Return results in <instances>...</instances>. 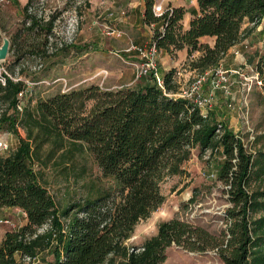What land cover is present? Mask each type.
I'll list each match as a JSON object with an SVG mask.
<instances>
[{
	"label": "trees",
	"instance_id": "trees-1",
	"mask_svg": "<svg viewBox=\"0 0 264 264\" xmlns=\"http://www.w3.org/2000/svg\"><path fill=\"white\" fill-rule=\"evenodd\" d=\"M144 1L143 22L156 26L152 41L158 51L175 56L186 49L189 57L199 53L189 64L199 73L220 65L244 32L264 19V0H197L199 11L185 30L186 9L168 6L158 16L155 1ZM33 3L28 0L22 8V27L9 37L14 57L9 71L14 76L27 43L30 54L50 66L76 48L65 44L49 52L57 15L38 17L31 13ZM204 38L214 39L213 45ZM256 72L264 86V53ZM20 73L31 82L41 80L25 68ZM163 83L161 87L142 78L133 87L113 90L90 85L38 99L35 107L29 102L21 112L18 95L27 84L11 79L0 83V130L19 137L18 147L0 157V208H17L27 220L21 229L6 232L0 264H17V255L34 259L47 250L54 257L51 264H163L173 245L195 253L216 251L223 264H264V147L249 152L227 123H218L216 112L204 118L189 100L171 96L180 91L176 70L167 72ZM196 149L200 157L222 151L218 178L228 186L227 229L216 234L173 218L162 222L142 245L129 246L138 223L165 203L162 183L186 174L184 166ZM86 154L102 177L114 183L117 195L87 179L83 167L78 178L87 187L85 197L74 214L71 208L60 212L35 164L47 165L59 155L57 166L75 165Z\"/></svg>",
	"mask_w": 264,
	"mask_h": 264
},
{
	"label": "rangeland",
	"instance_id": "rangeland-1",
	"mask_svg": "<svg viewBox=\"0 0 264 264\" xmlns=\"http://www.w3.org/2000/svg\"><path fill=\"white\" fill-rule=\"evenodd\" d=\"M27 2L28 0H0V46L5 37H11L22 27V8ZM131 2L138 1L34 0L31 9L34 15L46 20L52 15H57L53 34L49 38V52L62 48L65 44H73L76 48L68 54L62 53L56 57L57 64L50 66L49 62L40 61L37 56L30 54L32 48L27 43L28 47L24 49L25 57H22L20 64L16 66L15 73L31 81L20 73L21 69L25 68L28 73H36L41 80L32 82L24 105L31 102L35 107L38 99L90 85H98L102 90L137 85L142 79H137L141 61L132 46L146 44L149 37L146 34L147 29L154 35L155 28H144L140 21L139 8L131 6ZM247 27L253 26L245 24L244 28ZM202 41L213 45L214 39L204 38ZM263 53L264 19L256 28L244 32L242 41L235 46V51L228 54L221 63L223 68L235 70V74L230 76L227 83L231 92L230 100L225 97L222 89H212L211 80H207L203 87L204 95L213 92L216 97L212 111L217 113L218 123H227L242 139L245 148L252 153L264 147V140L257 142L258 137H264V86L258 85L255 80L258 76L257 60ZM199 56V53H194L189 57L187 50L182 56L178 53L175 56L159 53V73L163 77L170 70H176L180 88L185 90L199 74V71L193 70L189 65L190 61ZM172 59L179 60L176 68L172 66ZM13 61L14 57L10 53L5 64L8 69ZM247 85L252 86L251 91L247 90ZM92 105L93 101L89 102L88 108ZM0 132L6 134L13 150L18 147L19 137L15 133L7 130ZM19 132L21 136L26 137L21 127ZM48 150L46 147L43 152L44 161ZM7 153L0 151V157L6 156ZM58 157L59 155L47 165L36 163L35 168L40 170V182L54 197L60 212L71 208V214H74L78 210L76 205L85 197L87 187L85 182L78 178L83 167L87 179L98 181L101 187L112 189L114 193L118 191L110 179L102 177L89 154L81 157L80 162L77 160V164L69 166L68 163L57 166ZM223 161L221 150L214 153L208 151L203 157L199 156V150H194L191 160L184 166L186 174L169 177L162 183L161 192L166 198L165 203L152 213L150 218L138 223L127 244L142 245L157 234L162 222L173 218L204 227L216 234L227 229L226 212L231 207L228 186L218 178L219 167ZM64 168L68 171L65 172ZM17 211V216L10 219L18 230L25 223L26 217L23 211H20L21 214H17ZM0 216L9 218L8 214H2L1 211ZM4 227L8 228L6 225L0 226V231L4 230ZM48 227L49 225L43 227L41 231ZM166 254L167 259L163 264H223L216 251L195 253L173 245L167 249ZM53 260L50 250L42 252L34 259H23L20 255L16 257L17 264H51Z\"/></svg>",
	"mask_w": 264,
	"mask_h": 264
},
{
	"label": "built area",
	"instance_id": "built-area-1",
	"mask_svg": "<svg viewBox=\"0 0 264 264\" xmlns=\"http://www.w3.org/2000/svg\"><path fill=\"white\" fill-rule=\"evenodd\" d=\"M193 1V0H189ZM166 8H163L161 5L154 6V13L158 16L163 15ZM132 49L138 54L140 58L141 64L139 67V72L137 75V79L141 78H151L154 80L159 86L163 87V77L159 73L158 69V58L159 51L156 47V44L151 41L144 45H134ZM6 62L0 63V83L2 85H6L7 79H11L15 82L22 80L27 84V88L19 93V103L17 105V109L21 112L24 107V99L30 93V88L32 82L24 79L23 77L17 75L14 76L10 73L9 69L5 65ZM237 73V72H236ZM235 74V70H227L223 68L222 64L218 65L214 69L207 71L205 73L197 74L190 86L187 89L180 88V91L177 94H170L176 98H184L189 100L195 107H198L201 110V114L204 118H208L210 111L215 105L216 97L213 92L208 95L203 94V87L207 80H211L212 89H222L224 91L225 97L230 100L231 92L228 86V81L230 76ZM256 83L262 86V82L259 80V77H255ZM252 86L247 85V90L251 91ZM231 103L229 106L231 107ZM218 133H220L218 131ZM13 150L11 141L6 137V134L0 132V151L2 153L8 152V155ZM24 216L25 213L23 212ZM8 225L13 228H16V224L9 218L0 216V226ZM31 258H28V260Z\"/></svg>",
	"mask_w": 264,
	"mask_h": 264
},
{
	"label": "crops",
	"instance_id": "crops-1",
	"mask_svg": "<svg viewBox=\"0 0 264 264\" xmlns=\"http://www.w3.org/2000/svg\"><path fill=\"white\" fill-rule=\"evenodd\" d=\"M137 1H138L137 3L136 2H134V3L131 2L130 5L131 6H134L136 8H139L140 21H141V23H143L144 28L147 29L148 25H146L143 22L144 11H145V7H146L145 1L144 0H137ZM154 1H155V6L161 5L163 8H166L168 6H171L173 8H184V9H186L187 10V13H186V15L184 17V20H183V26H184V29L185 30L189 29V25H190V22H191L192 18L194 17V14L199 11V6H198L197 0H193L192 2L189 1V0H154ZM152 28H156V26H153ZM147 30H148V32L146 34L149 35V37L147 39V43H149V42L152 41V36L153 35H152L150 29H147ZM234 51H235V47L231 49V51L229 52V54L232 53V52H234ZM184 52H186V50ZM184 52L183 51H179L178 52L179 56L184 55ZM162 53L163 52H160V54H162ZM166 55L167 56H170L169 54H166ZM171 62H172L173 68H176L177 63L179 62V60H175V59L173 60L172 59ZM161 65L164 66V63H162ZM164 70H166V68H164ZM16 210H18L17 211V214H21L20 213L21 210H19L17 208L16 209H14V208H0V211L2 212V214H5V215L8 214L7 217H9V219L10 218L13 219V217L17 216V215H15L16 214L15 213ZM26 223H27V220L20 227L22 228L24 225H26ZM6 226L8 227L7 229L4 227V230H1L0 231V243L3 241L6 232L13 231V230L14 231L17 230L15 228L11 227V226H8V225H6Z\"/></svg>",
	"mask_w": 264,
	"mask_h": 264
},
{
	"label": "water",
	"instance_id": "water-1",
	"mask_svg": "<svg viewBox=\"0 0 264 264\" xmlns=\"http://www.w3.org/2000/svg\"><path fill=\"white\" fill-rule=\"evenodd\" d=\"M11 49V41L9 38L5 37L3 39V44L0 46V63L6 62Z\"/></svg>",
	"mask_w": 264,
	"mask_h": 264
}]
</instances>
